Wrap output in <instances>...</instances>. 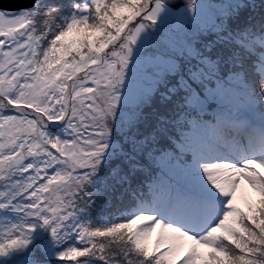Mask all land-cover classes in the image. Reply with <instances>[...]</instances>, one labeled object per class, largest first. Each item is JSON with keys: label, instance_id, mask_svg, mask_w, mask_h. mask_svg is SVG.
<instances>
[{"label": "snow or ice", "instance_id": "1", "mask_svg": "<svg viewBox=\"0 0 264 264\" xmlns=\"http://www.w3.org/2000/svg\"><path fill=\"white\" fill-rule=\"evenodd\" d=\"M260 169L264 0L0 6V264H264Z\"/></svg>", "mask_w": 264, "mask_h": 264}, {"label": "water", "instance_id": "2", "mask_svg": "<svg viewBox=\"0 0 264 264\" xmlns=\"http://www.w3.org/2000/svg\"><path fill=\"white\" fill-rule=\"evenodd\" d=\"M0 6L6 7V8L17 7L18 0H2V3H0Z\"/></svg>", "mask_w": 264, "mask_h": 264}, {"label": "rangeland", "instance_id": "3", "mask_svg": "<svg viewBox=\"0 0 264 264\" xmlns=\"http://www.w3.org/2000/svg\"><path fill=\"white\" fill-rule=\"evenodd\" d=\"M260 171H264V169H260ZM248 191L251 192V189H248ZM253 195H254V194H253ZM238 197H239V194H238ZM238 203H240L241 206L243 205V202L240 201L239 199H238Z\"/></svg>", "mask_w": 264, "mask_h": 264}]
</instances>
